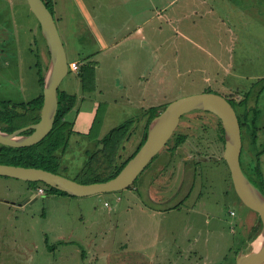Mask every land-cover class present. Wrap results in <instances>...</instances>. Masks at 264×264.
Wrapping results in <instances>:
<instances>
[{
    "label": "rangeland",
    "instance_id": "374dc122",
    "mask_svg": "<svg viewBox=\"0 0 264 264\" xmlns=\"http://www.w3.org/2000/svg\"><path fill=\"white\" fill-rule=\"evenodd\" d=\"M82 15L90 24L96 21L91 30L82 21L85 38L76 34ZM55 18L69 62L88 54L76 52L80 47L96 52L107 46L111 50L101 56L121 55L124 73L136 76V65L145 62V105L163 109L206 92L252 91L251 106L258 93L264 98V0H93L84 7L82 0H55ZM102 24L108 33L100 35ZM0 49H5L0 100L27 103L40 96L39 70L47 73L49 53L27 0H0ZM125 76L117 70L103 74L109 90L99 94L118 99L119 106L103 102L91 137L71 136L62 175L82 180L80 171L103 147L97 144L104 136L128 120L131 130L141 125L146 110L132 109L122 97L118 80ZM74 77L71 71L61 90ZM216 120L201 110L182 116L176 133L187 135L189 155H202L201 163L186 170L184 182L185 170L176 163L188 152L180 148L172 156L171 145L131 188L116 192L85 197L45 192L26 203L29 182L0 178V264H190L193 256V264H235V253L260 218L235 190L223 146L214 140ZM144 125L123 143L119 163L134 152Z\"/></svg>",
    "mask_w": 264,
    "mask_h": 264
},
{
    "label": "water",
    "instance_id": "95a60500",
    "mask_svg": "<svg viewBox=\"0 0 264 264\" xmlns=\"http://www.w3.org/2000/svg\"><path fill=\"white\" fill-rule=\"evenodd\" d=\"M27 2L40 24L50 59L45 74L40 120L11 133L3 131L0 127V144L15 148L36 145L51 133L59 109V89L64 78L70 73L66 48L54 14L44 0H27ZM194 110L211 112L221 120L225 138L222 158L230 169L231 180L237 194L248 207L258 213L261 221V229L256 240V242L259 240L258 246H255L248 254L240 252L237 264H261L264 261V193L242 170L240 162L242 137L238 115L231 103L221 94L200 93L169 103L158 116L151 120L147 139L137 154L116 177L108 181L86 184L42 168L2 163H0V176L27 182H43L76 197L124 190L135 183L148 164L168 144L182 116ZM28 130L33 132L24 134ZM36 196L37 193L34 192L29 200L33 201Z\"/></svg>",
    "mask_w": 264,
    "mask_h": 264
},
{
    "label": "trees",
    "instance_id": "16d2710c",
    "mask_svg": "<svg viewBox=\"0 0 264 264\" xmlns=\"http://www.w3.org/2000/svg\"><path fill=\"white\" fill-rule=\"evenodd\" d=\"M49 10L55 16V0H44ZM28 3V2H27ZM39 30H41L40 24ZM37 32V31H36ZM42 35V33H41ZM5 39L1 42L5 43L8 39L7 34ZM11 37V36H10ZM37 42V41H36ZM47 52L48 47H47ZM50 59V54H49ZM94 63L90 62H82V66L79 69V77L82 82V88L84 90H93L94 87V77H95V69ZM45 82V74L43 69L39 70V83L42 87H44ZM242 93V92H240ZM250 92L243 93V99L241 105L247 102ZM59 109L55 120V125L51 133L40 143L27 146V147H10L0 144V163L9 164L15 166H23V167H34V168H42L51 172H55L58 174H62V162L63 157L65 156L68 147L69 141L73 133V123L67 120V114L75 107L77 103V96L66 93L65 91L59 89ZM233 101V105L236 106L237 102ZM43 105V92L40 96L33 99L30 102H22V103H14L12 101L0 100V127L5 132H14L17 129L22 127L37 123L40 120L41 108ZM166 107V106H165ZM159 107H152L148 110L152 111V113L146 110L144 112V116L147 117V121L143 128V134L140 141V144L134 152L123 162H118V154L119 150L123 148V143L132 136L131 133V122L132 120H128L120 126L112 129L105 137L100 140V144L103 147L98 149L97 152H93L89 157L88 161L85 163V166L81 169L82 180L78 178H71L81 183H94V182H104L108 181L114 177H116L120 171L125 167V165L137 154L140 148L143 146L147 139L148 134V126L151 120L158 116L164 109ZM24 110V112H22ZM251 111V110H250ZM254 111V110H253ZM32 112H36L34 114H30ZM208 112V111H207ZM211 113V112H208ZM257 112H254L255 117ZM215 116L216 126L219 141L224 145V129L222 126L221 120L213 113ZM99 116L96 117L94 121V125L92 127V131L87 135L88 138L91 137L93 131L96 130L98 124H100ZM218 124V125H217ZM250 132L253 136V143L256 144L258 129L254 128L252 124ZM33 130H28L24 134H30ZM187 135H178L176 132L173 137L168 142V145H171L169 148L170 153L173 155L176 154L177 147L186 142ZM165 147V148H166ZM164 150V149H163ZM162 150V151H163ZM160 154V153H159ZM158 154V155H159ZM157 155V156H158ZM157 156L148 164L145 168L147 169L149 165L157 158ZM224 161V159H223ZM225 162V161H224ZM78 175L77 177H80ZM136 182V181H135ZM31 191L37 192L39 188H43L45 192L48 193H57L63 195H69L64 191H60L55 189L43 182H29ZM135 184V183H134ZM133 184V185H134ZM131 185L129 188H131ZM71 196V195H70Z\"/></svg>",
    "mask_w": 264,
    "mask_h": 264
},
{
    "label": "crops",
    "instance_id": "0c3cea01",
    "mask_svg": "<svg viewBox=\"0 0 264 264\" xmlns=\"http://www.w3.org/2000/svg\"><path fill=\"white\" fill-rule=\"evenodd\" d=\"M92 1L93 0H82L83 7H84V5H88V4L92 3ZM82 13H86V10L82 9ZM60 17L63 18L62 15H60ZM82 21L87 22L86 28L88 30H91L94 28L93 26H94V23H96V21H94L92 24H90L89 18L82 15V20L80 19L78 26H77L78 31H77V33L76 32L75 33L78 36H82L83 38H85V35L82 33V26H83ZM99 29L101 31L100 35H102V33L104 31H106L108 33V31L106 30L105 24H102L101 26H99ZM75 33L73 32V34H75ZM96 33H98V31ZM100 37H102V36H100ZM73 48H74V50L76 49L75 46H73ZM111 48H112L111 46L110 47L109 46L101 47L100 49L98 47V51H96V52H90V51L85 52L81 47L76 49V52L78 51L79 54H82V52L88 53V54L85 55L82 60H76L74 58V60H72L71 62H77V63H79L80 66H82V62H84V61H85V63L86 62L87 63L88 62L94 63L93 65H94V69H95V77H94L93 90H89V89L84 90L82 88V82H81L80 77H79V72L78 71H76V72L72 71L75 74V77H74V79L71 80V82H72L71 85L69 86V84L67 83V85L69 87L67 86V88L63 89V91H65L66 93L77 96V103H76L75 107L66 116L67 120H69L73 123V133L80 132L81 134H84L87 136L92 131L94 121H95L96 117L99 116L100 110L103 106V102L107 101L110 104L115 103V106H117V105L119 106V103L117 101L118 99L108 98V97H105L104 94H99V92L104 93V92H107L109 90L107 88L109 86L103 85V83H104L103 74L109 73V72H111V70L121 71L122 74L126 75L124 78L119 79L120 81L118 80V83L121 85L123 92H124L122 97L127 98V102L132 106V109H136L139 111H145V110H148L149 108H152V107H159V108L162 107L161 105L150 104V102L149 103L147 102L146 105L144 104L145 103V101H144L145 97L147 99H149V93L147 92L148 80L146 79L148 68L146 65H144L145 62H144V64L140 63V64L136 65V76H135V74L131 75L127 72L124 73V70L126 71L127 64L126 65L122 64L123 61L119 62L121 59V55L118 54L116 57H112V58L110 57V55H105L104 57L101 56L102 54L107 52V50H111ZM108 53H109V51H108ZM128 55L130 58L131 53H128ZM128 59H127V61H128ZM117 62H119V63L117 64ZM68 76H69V74L66 77H68ZM127 76H128V78L126 79ZM72 88H74L75 91H70V90H72ZM113 91H114V89H113ZM113 91L111 94H109L110 97H113V95H114ZM141 113H142L143 117L140 118V123H141V125H143V122L146 123V121H145L146 118L144 117L143 112H141ZM141 125L138 124L136 126V128H134V130H132L133 136H134V133L136 131L142 130ZM100 131H101V129H100ZM130 138H131V136H130ZM140 141H141V138L137 140L138 145L136 147L139 146ZM136 147H135V149H136ZM0 178H8V177L0 176ZM33 193H34V191L30 190V196L28 195L29 199H30V197H32ZM29 199H28V201H26V203L30 202Z\"/></svg>",
    "mask_w": 264,
    "mask_h": 264
},
{
    "label": "flooded vegetation",
    "instance_id": "af4514ba",
    "mask_svg": "<svg viewBox=\"0 0 264 264\" xmlns=\"http://www.w3.org/2000/svg\"><path fill=\"white\" fill-rule=\"evenodd\" d=\"M4 53H5V49H0V58H1V54H4ZM251 93H252V91H251ZM224 97L231 103V105L236 110L237 115H238V119H239V123H240V127H241L242 152H241V156H240V162H241L242 170H243L244 174L249 178V180L260 191H262L264 193V183L262 184L260 181V180H262L264 182V169H263L264 168V102H263L264 98L261 99V93H258L256 95V99H254L253 105L251 106V103H250L251 102V95L249 96V99L247 100V102L244 103L243 105H241L242 99L244 98L243 93H240L237 91H233V92L229 91V93L227 95H225ZM232 100L237 102L236 106L233 105ZM22 112H24V110H22ZM254 112H257L256 117L254 115ZM250 124H252L255 129L256 128L258 129L257 139H256L255 145L253 143L252 133L250 132V129H251ZM180 125H181V123L179 124V126ZM179 126H178V128H179ZM177 129H176V131H177ZM179 135H184V134H179ZM187 140H188V138H187ZM187 140H186V142H187ZM214 140L218 144H220L221 146H224L223 144L219 143V137H218L217 129L215 132ZM186 142H183L182 144H180L177 147V150L175 151V152H178L180 150V148H183V150H186L188 152L187 154H185V156L181 155V157L182 156L183 157L181 158V160L178 163H176V167L178 168V170L179 169L185 170L184 173H180L182 176V179H181L182 182L185 181L186 175L188 173L186 170H189V168L190 169L192 168L191 164L196 166L198 163H201L200 160L202 158L201 151H197L195 157L189 155L188 147H184V144ZM167 152L171 155L169 149ZM181 153L184 154V152H181ZM203 159H209V157L203 158ZM168 161H169V159L166 160V162L163 165H165ZM157 167H159V166H157L155 164L153 169L157 168ZM153 169H151V172L153 171ZM195 171L196 170L194 169V172ZM142 173L139 175V177L142 175ZM139 177H138V179H139ZM154 177L155 176H153L150 179V185L153 184ZM138 179L136 180V182L138 181ZM144 181H145V179L142 181V185H144ZM160 190L164 191L165 189H160ZM153 200L155 201V199H153ZM233 215H234V212H232V216ZM260 229H261V221H259V222L257 221L256 223L251 225V227L249 229L250 235L245 236L246 238L242 242L241 249H239V251H237L235 253V256H234L235 264H237V258L239 256L240 252L243 251V253L248 254L255 248V243H256V240L258 238ZM194 257L195 256L188 259V262L190 264L194 263ZM224 261L228 262L229 257H227L226 260H224ZM221 262H219V263H221ZM261 264H264V261Z\"/></svg>",
    "mask_w": 264,
    "mask_h": 264
},
{
    "label": "built area",
    "instance_id": "2783aa9c",
    "mask_svg": "<svg viewBox=\"0 0 264 264\" xmlns=\"http://www.w3.org/2000/svg\"><path fill=\"white\" fill-rule=\"evenodd\" d=\"M69 68H70L71 71H75L76 72V71H79L80 65L77 62H70L69 63ZM37 193L44 194L45 190L43 188H39Z\"/></svg>",
    "mask_w": 264,
    "mask_h": 264
},
{
    "label": "bare ground",
    "instance_id": "6f19581e",
    "mask_svg": "<svg viewBox=\"0 0 264 264\" xmlns=\"http://www.w3.org/2000/svg\"><path fill=\"white\" fill-rule=\"evenodd\" d=\"M255 244H256L255 246L257 247V246H258V244H259V240H258V241H257Z\"/></svg>",
    "mask_w": 264,
    "mask_h": 264
},
{
    "label": "clouds",
    "instance_id": "9594fccd",
    "mask_svg": "<svg viewBox=\"0 0 264 264\" xmlns=\"http://www.w3.org/2000/svg\"><path fill=\"white\" fill-rule=\"evenodd\" d=\"M69 63H70V62H69ZM69 69H70V68H69ZM70 71H71V70H70ZM165 147H166V146H165ZM165 147H164V148H165ZM36 193H37V192H36Z\"/></svg>",
    "mask_w": 264,
    "mask_h": 264
}]
</instances>
